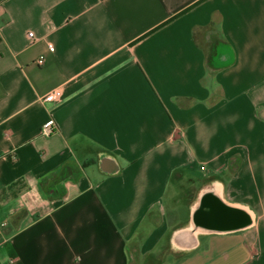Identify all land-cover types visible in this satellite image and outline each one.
<instances>
[{"label": "crops", "instance_id": "obj_1", "mask_svg": "<svg viewBox=\"0 0 264 264\" xmlns=\"http://www.w3.org/2000/svg\"><path fill=\"white\" fill-rule=\"evenodd\" d=\"M0 223V264H264V0H0Z\"/></svg>", "mask_w": 264, "mask_h": 264}, {"label": "built area", "instance_id": "obj_2", "mask_svg": "<svg viewBox=\"0 0 264 264\" xmlns=\"http://www.w3.org/2000/svg\"><path fill=\"white\" fill-rule=\"evenodd\" d=\"M30 36H33V32H30ZM46 61V57L44 55L40 56L37 60V63L42 65ZM63 98V91L61 88H54L50 92H48L42 99L45 102H60ZM58 129V125L54 119H49L43 126L42 132L46 135H50L54 133ZM3 225L0 223V245L4 243L3 237Z\"/></svg>", "mask_w": 264, "mask_h": 264}]
</instances>
